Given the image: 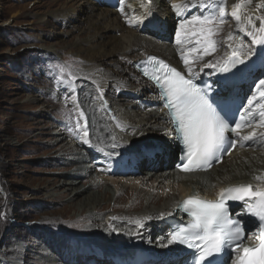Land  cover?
Instances as JSON below:
<instances>
[{
  "label": "bare ground",
  "instance_id": "6f19581e",
  "mask_svg": "<svg viewBox=\"0 0 264 264\" xmlns=\"http://www.w3.org/2000/svg\"><path fill=\"white\" fill-rule=\"evenodd\" d=\"M219 2L221 0H217ZM222 2L226 14L224 23L213 36L216 50L204 56L203 60H194V77L208 75L214 83L216 96L229 94L241 98L248 126L242 127L240 134L248 135L253 131L259 134L264 132V127L259 126L257 106L264 104V99L259 95V91H264V86L258 91L257 85L264 79V56L260 55L261 46L252 44V36L248 33L257 32L264 25V0H247L242 9L238 10L242 17L240 21L235 20L231 13L241 0ZM198 3L199 0H193L191 4L187 0H152L149 5L148 0H125L124 5H121L118 0H50L46 13L40 15L41 20L48 19L55 23L69 19L74 9L85 13L83 16H75L83 21L84 26L73 40L57 42L58 46L69 47L76 59L77 68L74 72L81 79L82 88L76 94L69 92L68 98L71 107H79L78 110L86 117L82 127L71 130L68 136H57L52 143L61 151L60 154L52 155L55 158L53 161L66 162L69 166L64 177L56 182L61 187L60 192L65 193L59 195L60 201L64 202L60 209L61 216L67 215L71 223L78 225V230L88 232L93 226L99 227L98 222L101 221L100 237L103 241L112 238L113 242L121 244L119 242L122 240L132 237L142 245L150 240L158 246L147 252L115 254L102 248L104 246L98 241L91 243L96 247L85 244L79 246V243L71 245L65 240L52 241L47 233H41V239L35 245L46 243L50 254V260L43 262L62 264L60 256L58 259L51 254L54 249L67 247L73 254V263L70 260L67 262L71 264H186L189 255L184 247L168 243L171 239L169 221L180 218L176 210L180 200L186 196L216 197L222 190L242 184L252 187L257 185L260 187L258 189H264V137L254 142H245L233 136V139H237L236 147L217 165L207 171H180L177 167L178 146L167 112L154 86L143 79L134 66L136 61L147 55H156L190 76L181 59V46L175 43V31L181 17L172 5H186V8H180L179 11L185 12L190 18L196 7L194 5ZM149 8V16L144 23H129V20L144 19V13ZM198 8L199 13L203 11ZM248 17H251V24L247 22ZM229 36L232 39H228ZM42 45L57 53L54 45ZM241 46L244 50L249 47L256 49V54L235 68L229 65L227 73L204 67L208 61L216 63L218 59L231 57L233 51L241 49ZM195 47H198L195 39L192 43H186L183 46L184 55L194 59L202 51L199 49L197 53H191L189 49ZM240 58L243 59V56ZM201 68L203 71H200ZM128 92L140 94V97L127 99L124 94ZM254 95L256 100L249 106L248 100ZM134 132L139 134L133 135ZM170 135L171 141L167 139ZM158 137L160 139L156 142L154 139ZM85 139L88 143L83 142ZM152 140L156 143H151ZM114 142L120 144L115 150L112 148ZM109 152H118L120 155L113 154L110 157ZM71 153L72 156H67ZM85 166L86 170L83 171ZM85 171H89L91 179L81 183ZM100 171L105 176H115L119 180H131L138 172L146 180L153 178L158 182L175 183L179 190L176 193H150L146 196L143 187L131 182L127 186L118 183L110 191L108 184H103L97 178ZM132 194L135 195L134 199L124 207L122 203ZM243 211L236 210V213ZM136 220L143 221L144 226L127 225ZM243 222L248 229L241 248L252 247L255 245L258 228L247 216L243 217ZM110 229H119L121 235L114 237ZM17 249V246L12 247L10 253L17 255ZM235 256L233 254L232 259L228 256L226 264H232Z\"/></svg>",
  "mask_w": 264,
  "mask_h": 264
},
{
  "label": "rangeland",
  "instance_id": "374dc122",
  "mask_svg": "<svg viewBox=\"0 0 264 264\" xmlns=\"http://www.w3.org/2000/svg\"><path fill=\"white\" fill-rule=\"evenodd\" d=\"M49 1L0 0V264H50L43 262L50 258L48 245H35L41 239V233H47L52 241L65 240L70 244L79 243V246L96 247L91 243L98 241L104 246L102 248L115 254L158 248L150 240L142 245L132 237L122 240L121 244H116L112 238L103 241L101 221L99 227H91L89 233L78 230V225L71 223L67 215L62 217L60 214L64 202L60 201L59 195L65 193L60 192L61 187L56 182L64 177L69 166L66 162L53 161L52 155L61 151L52 143L57 136H68L71 130L82 127L86 117L80 116L79 107H71L68 98L69 92L76 94L82 88L81 79L74 72L76 59L69 47L58 46L57 42L73 40L84 26L75 16L85 13L74 9L69 19L55 23L41 20L39 17L46 13ZM199 11L195 7L191 14L198 15ZM45 43L54 45L57 53L49 47H41ZM61 65L67 69L63 74L57 67ZM124 95L127 99L140 97L135 92ZM57 130L61 132H54ZM171 138L170 135L167 139L171 141ZM159 139L154 140L158 142ZM154 140L151 143H156ZM97 178L103 184L107 183L110 191L118 183L127 186L131 182L143 187L146 196L179 190L175 183L158 182L153 178L146 180L138 172L131 180L108 177L101 171ZM90 179L89 171L83 172L81 183ZM134 197L132 194L122 205L127 207ZM127 225L135 226L136 223L130 221ZM118 230L113 229L111 235L118 238L121 235ZM15 245L17 255L10 253ZM53 252L51 255L58 259L60 256L62 264L73 263V254L67 247ZM69 260L71 263H67Z\"/></svg>",
  "mask_w": 264,
  "mask_h": 264
},
{
  "label": "snow or ice",
  "instance_id": "6c2138e0",
  "mask_svg": "<svg viewBox=\"0 0 264 264\" xmlns=\"http://www.w3.org/2000/svg\"><path fill=\"white\" fill-rule=\"evenodd\" d=\"M189 4L193 0H187ZM118 3L124 5L125 0H118ZM152 0H148L151 5ZM247 3V0H241L237 3L231 13L235 20L242 19L238 10ZM215 4V7H213ZM203 9L198 15H192L190 18L185 12L179 11L180 8H186V5H172L177 9V15L181 17V22L175 31V43L180 47L181 59L187 69V76L174 67H170L163 60L156 57H149L154 62L153 71L150 78L156 81L161 89V96L165 103L164 108L168 109L170 122L173 131L176 133V139L181 144V163L177 167L182 171H195L210 167L211 162L217 153H225L227 149L236 147L237 139L245 142H254L260 137H264V132L257 134L255 131L248 135L241 136L240 130L248 125L241 116L240 120H229L226 114H221L213 100L209 98L211 86L205 84L201 87L194 82L196 72L193 68L194 60H203L204 56L211 55L216 50V41L213 36L219 31V26L224 23L226 14L225 6L217 0H199L194 5ZM264 7V5H262ZM209 8L212 10L209 11ZM123 10V9H122ZM149 11L144 13V19L129 20V23L142 24L149 16ZM248 24L252 23L251 17L247 18ZM252 36V44L260 45V55L264 56V25L257 32H249ZM195 43L198 47L191 48V53L199 54L194 59H189L184 55L183 46L186 43ZM228 39H232L231 36ZM256 49L252 47L246 50L238 49L233 51L231 57L224 60L218 59L216 63L208 61L204 67L217 69L219 72L227 73L230 68L243 64L245 60L256 54ZM243 56V59L240 57ZM158 65V66H157ZM63 74L67 69L65 66H57ZM203 71V68L200 69ZM71 76V72H68ZM148 76L147 71L144 72ZM75 79V77H72ZM63 81V76H61ZM71 83V81H68ZM264 86V79L259 81L257 89ZM261 99H264V91H259ZM256 100L254 95L248 100L251 106ZM259 126L264 127V104H259ZM84 113L81 111L80 116ZM79 123V122H78ZM139 134L134 132L133 135ZM85 137L87 132L84 133ZM115 141V138H113ZM84 143H88L85 139ZM120 147L118 142L112 144L115 150ZM158 147V146H153ZM120 155L118 152H109ZM229 201L240 202L244 205V211L237 214V218L230 215L228 207ZM183 210L191 216V222L183 227L174 229L171 233L169 244L179 243L192 249V264H215L216 258L226 249L229 251V259L236 254L232 264H264V189L252 191L251 185H240L234 188L223 190L217 200H204L198 197H189L182 202ZM248 215L254 218V224L259 227V243L255 247H243L241 244L245 237V224L239 217ZM148 219V218H145ZM138 227H143V221L136 220Z\"/></svg>",
  "mask_w": 264,
  "mask_h": 264
}]
</instances>
